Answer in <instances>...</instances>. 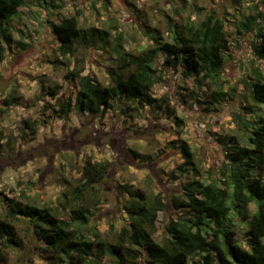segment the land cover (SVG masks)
I'll list each match as a JSON object with an SVG mask.
<instances>
[{"label": "rangeland", "instance_id": "374dc122", "mask_svg": "<svg viewBox=\"0 0 264 264\" xmlns=\"http://www.w3.org/2000/svg\"><path fill=\"white\" fill-rule=\"evenodd\" d=\"M47 1L40 5L33 0L23 8L22 19L14 21L13 27L15 40L27 47L6 49L0 64V103L18 99L4 111L0 109V219L7 214L8 199L58 209L64 215L60 203L65 193L82 182L86 162L107 163L109 170L98 185L103 200L92 217L101 239L118 242L117 236L130 226L125 206L132 202L131 193L140 191L149 197L159 195L168 205L160 212L154 232V239L162 241L170 221L191 218L172 204L195 176L179 170L184 162L181 145L187 143L193 152L201 181L221 185L231 168L227 160L231 139L245 145L235 118L240 114H246L248 120L255 118L249 110L257 113L258 109L246 83L258 74L264 79V63L253 53L254 34L241 28L253 6H261L263 0ZM211 12L226 21L230 50L225 56L224 77L227 89H238L234 101L211 107L206 104L209 90L198 88L181 72L162 70L161 83L153 89L161 108L121 100L103 117L80 112L75 101L77 82L66 78L70 71L83 67L84 74L94 75L108 86L109 70L118 61L119 38L125 51L138 53L152 45L154 31L168 37L169 20L196 23ZM74 16L81 31L96 28L110 36L104 43L83 44L73 57L64 59L58 56L51 25L59 18ZM20 30L24 33L17 32ZM56 86L61 89L53 99L48 93ZM193 93L202 102L198 103ZM57 99H71L67 119L55 112ZM25 120L38 123L35 138L24 128ZM255 209L251 205L250 213ZM233 219L236 239L247 248L249 225L238 217ZM15 226L22 247L9 250L3 264H54L53 253L37 238L28 219ZM92 264H117V260L104 250L92 258ZM141 264L146 263L142 260Z\"/></svg>", "mask_w": 264, "mask_h": 264}, {"label": "trees", "instance_id": "16d2710c", "mask_svg": "<svg viewBox=\"0 0 264 264\" xmlns=\"http://www.w3.org/2000/svg\"><path fill=\"white\" fill-rule=\"evenodd\" d=\"M31 1L0 0V64L5 59L6 49L27 47L15 40L13 23L22 19V10ZM35 1L40 5L48 3L47 0ZM168 26L166 39L156 30L151 36L152 45L138 53L125 51L119 38L118 61L116 67L109 70L108 86L102 85L94 75L84 74L83 67L70 71L66 78L77 82L75 101L80 112L103 117L114 108L115 101L121 100L161 108L153 97V89L161 83L162 70L181 72L198 88L209 90L206 104L211 107L234 101L238 89H227L224 77L225 56L230 50L226 21L211 12L196 23L169 20ZM241 29L254 34L253 53L264 63V0L261 6H253ZM51 30L57 38L58 56L64 59L73 57L79 46L104 43L110 36L108 31L96 28L81 31L77 16L59 18L57 24L51 25ZM246 87L258 111L250 108V114L255 115L250 120L246 114L235 118L244 134L245 145L241 147L237 138L231 139V152L227 155L231 168L222 185L216 181H201L193 152L187 143L181 145L184 162L179 170L191 171L195 176L182 195L172 199V204L177 210L187 211L191 218L170 221L162 241L154 239V232L160 212L168 205L161 196L149 197L140 191L131 193L132 202L125 206L130 226L117 236L118 242L101 239L92 217L103 200L98 185L109 169L107 163L87 161L82 182L68 192L70 195L65 193L60 203L64 215L58 209L8 199L7 214L0 219V264L7 263L9 250L22 247L15 226L21 219L31 222L37 238L53 253L54 264H92V258H98L104 250L116 258L117 264H141L142 260L146 264H264V79L261 74L256 79L250 78ZM60 89L56 86L49 90V96L55 99ZM192 96L198 103L202 102L197 93ZM17 101L16 98L4 100L0 109L4 111ZM57 103L55 112L67 119L72 110L71 99H57ZM23 126L33 138L37 136V122L25 120ZM134 157L138 158L136 154ZM251 205L256 207L253 214ZM234 217L249 225L248 249L236 239Z\"/></svg>", "mask_w": 264, "mask_h": 264}]
</instances>
